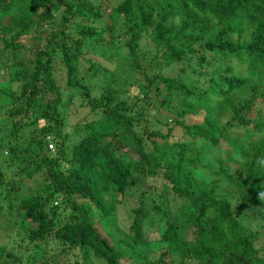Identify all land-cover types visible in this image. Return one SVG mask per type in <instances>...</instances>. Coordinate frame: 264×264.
I'll return each instance as SVG.
<instances>
[{
  "label": "trees",
  "instance_id": "1",
  "mask_svg": "<svg viewBox=\"0 0 264 264\" xmlns=\"http://www.w3.org/2000/svg\"><path fill=\"white\" fill-rule=\"evenodd\" d=\"M104 14L109 19L113 51L118 18L119 29L129 35L125 44L131 55L143 30L166 65L189 57L198 65L218 63L220 72L203 79L206 86L199 91L172 76L144 74L145 88L159 81L166 90L154 119L137 98L118 96L113 73L99 96H90L88 86L72 76L73 51L85 39L101 38L105 28L90 23ZM75 20L81 24H75L77 38L71 39L68 27ZM42 25L50 27L48 32H38L36 28ZM40 33L45 34L43 48L39 47ZM24 34L25 44L19 41ZM0 42L3 49L12 50L28 45L34 55L15 65L8 78L5 71L0 72V83L5 86L0 188L6 198L0 203V218L4 211L19 218L9 228L18 225L20 237L26 240L24 248L31 251L26 264L45 254L43 264L50 259L51 264H122L127 258L123 249L115 248L110 237L98 230L90 211L94 207L99 216L112 214L125 194L135 202L129 207L130 221L121 243L126 248L141 245L134 253L136 264H264L254 247L264 227L249 224L264 215V119L260 111L264 104L260 89L264 0H0ZM55 50L65 71L64 86L73 90L65 100L52 70ZM186 68L178 72L183 74ZM197 74L205 77L208 73ZM14 80L18 86L10 89ZM154 90L156 95V86ZM179 92L176 108L164 123L180 125L183 136L169 141L172 126L164 132L152 124L159 122L161 106L170 103L167 95ZM76 95L90 110L104 114L111 131L77 136L67 151L69 136L79 134L80 127L66 131L58 110ZM196 114L201 119L182 120L183 115ZM24 128L30 132L20 140ZM46 137L53 142V150L47 149ZM198 138L202 144L222 148L224 158L214 159L211 178L201 170L206 164ZM39 170V188L9 196L8 189L19 190L20 186L10 183L20 181L19 173L31 177ZM7 171H11L8 179ZM155 178L161 181L159 186L154 185ZM97 190L107 194L106 202L95 195ZM56 198L58 202L51 203ZM147 217L158 231L156 238L146 236ZM156 247L160 248L157 258L147 256ZM21 261L0 244V264Z\"/></svg>",
  "mask_w": 264,
  "mask_h": 264
},
{
  "label": "rangeland",
  "instance_id": "2",
  "mask_svg": "<svg viewBox=\"0 0 264 264\" xmlns=\"http://www.w3.org/2000/svg\"><path fill=\"white\" fill-rule=\"evenodd\" d=\"M3 20L4 23H6V18ZM119 22L120 19L117 18L115 20L113 29L114 34H117L116 36H113V44L116 46V49L114 51L111 48L112 46L109 42L110 35L109 31L107 30L109 19L106 14L90 23L95 27L100 26L105 28L101 33V38L99 40H96V36H93V39H85L80 43L79 47L73 51L75 57L72 64L74 68L72 76L77 80L78 83H83L84 85L88 86V92L90 96H99V94L103 90V87L108 83L110 73H113L116 77V79L113 81V84L119 91L118 96H121L122 94V96L124 95L128 98H137L138 103L146 108L148 117L154 119L156 116L154 111L159 104V100L165 95L166 90L165 86L159 81L154 82L151 87L145 88L144 85L146 84V78L144 74L150 77L152 74L158 72L159 74L164 76H172L177 78L184 84L194 86V88L199 91V89H203L206 86V83L201 82L203 79L207 80L209 75L220 72L218 63L212 64L210 66L205 64L198 65L197 62H194V58L190 59L189 57V60L181 59L179 61H174L166 65L164 62H162L161 52L156 51L155 46L151 44L152 41H150V38L147 35V31L143 30L141 31V35L139 37L137 45L134 48L135 54L133 56L130 54V50L125 44L129 35L124 36V30L119 29ZM75 24H81V21L75 20L74 22L69 24L68 34L70 35L71 39L77 38V35H74L73 33ZM49 28L48 25H42L40 28L36 29H40L38 30V32L41 30H43V32H48ZM44 35V33H40V37L38 38L39 47L41 48H43L44 45ZM19 41L23 44L28 42V40L26 41V34L22 35L19 38ZM55 52L56 53L52 54L53 56L51 59L52 70L54 71L56 82L61 88L62 98L63 100H65L68 93L73 92V90L64 86L65 71L60 65V59L59 55L57 54V50H55ZM109 53H111V55H109ZM33 57V50L30 49L28 45L12 50L3 49L2 43L0 42V72L1 70L5 71V75L7 73V78L15 69V65L20 62L32 60ZM149 59L152 60V63L149 61ZM135 60H137V65H134ZM128 62L129 66L125 64ZM233 62L234 60L230 61V63ZM224 63L225 62L223 61V64ZM90 64H92V66H90ZM185 66H188V68H186L183 74H180L178 72V68ZM198 72H207L208 74L205 77H201L197 74ZM17 86L18 81L15 80L11 81L9 84L10 89H15ZM154 86H156L158 89V93L156 95ZM4 88L5 86L0 83V120L3 116L2 112L4 107L2 105V100L4 99V94L2 90ZM260 89L264 90V80L261 81ZM144 91H146V95L143 94ZM238 91L240 90H236L237 93H239ZM181 95V92L168 94L167 101H169L170 103L166 107L161 106L159 122L156 124H152V128L161 127L164 132L168 126H172V129L167 137L169 141L175 140L179 137L181 138L182 135V129L180 125H175L170 121L167 122V124L164 123V119H166V117H168V115H170L175 110V101L179 99ZM237 96L243 97L242 93H239V95ZM162 104L164 105L165 103L163 102ZM260 104L261 103H258L256 106L258 107ZM62 105L63 106L58 110V115L62 118L63 128L69 132L72 126L80 127V129H77L79 134L69 136L66 144L67 151H69L72 144H74V138H76L77 136H81L89 132L107 133V131H111L110 125H108V123L105 121L104 114L96 112L97 109H95L94 111L90 110V108L80 100L79 95H76L70 103ZM260 107L261 116L264 119V104L260 105ZM153 119L151 120V122L155 123L153 122ZM196 119H201V114L182 116L183 121L192 122ZM222 120H224V118H222ZM84 124H86V126H84ZM29 130V128H24V130L22 131L24 132L23 135H21V137L19 136L20 140L26 139L28 137V134L30 132ZM241 140H243L242 137L238 141ZM196 142L199 145H203L202 162L203 164H206V166L201 167V170L206 177L211 178L213 177L211 172L215 169L216 166L214 163V159L220 156L224 158L222 148L212 146L210 144H202L201 138H198ZM51 143L53 144L52 141ZM145 145L148 146L147 141H145ZM53 148L54 147H52V150ZM4 153L5 151L3 152V154ZM231 156H236L234 151L231 152ZM121 157L123 159V162H127L126 160H128V158L124 153L121 154ZM40 171L41 170L35 172L31 177H26L23 176V174L19 173V177H21L19 182H17L16 179L10 181L14 188L20 186L19 190L15 189V191L13 189H8L9 196H18L21 193H33L35 188H39L40 185H42L39 177ZM10 177L11 171H7L6 178L8 179ZM160 184L161 181L158 178H155L154 185L159 186ZM161 186H165V184H162ZM95 195L100 199L103 198V201L107 197V194H102L100 190L95 191ZM132 197L133 196L130 197L125 194L122 197L121 201L116 204L115 212L112 214L104 216L100 214L99 216L97 210L94 207H92L90 211L93 214L92 217L96 218L97 220L94 221L97 222L96 226H98V230L110 237L115 245V248L123 249L122 253L125 254L127 258L124 261H121L122 264H136L137 259L134 253L140 250L141 247V245H138L134 248H126L123 247L121 243V241L124 239L123 231L127 230L126 227L130 221V213L128 212L129 207L132 204L134 205L135 202V198L134 200H131ZM151 198H154L155 202L157 201V198L155 196H152ZM58 200L59 198H56L55 200L51 201V203H57ZM5 201L6 198L4 197L3 192L0 188V203H5ZM13 201H15L14 198ZM3 214L4 215H2L0 218V244L4 245L6 250L13 252L16 256L21 257L22 264H26L25 260L31 252L27 248L26 250L24 248L26 246V240L23 237H20L21 230L19 229L18 225H14L13 228H9L11 224L19 221V218H16L13 213L9 211H4ZM243 220L244 222L246 221V219ZM150 222H153V220L149 221V217H147L144 228L148 239L156 238L158 236V231L154 229L153 224L150 225ZM249 224L251 225V227H264V215L259 216L256 221H250ZM254 247L258 251V254L264 257V233L260 234L256 238ZM159 249L160 248L158 247H156L155 249H150L151 251L147 253V256L151 258H157ZM47 257L48 255L45 254L40 260L35 261L33 264H43L42 261L47 259ZM171 258L173 260V263H175L176 258L173 255L171 256ZM52 262L53 259H50L46 264H51ZM86 264H89V261ZM95 264H101V262L98 261Z\"/></svg>",
  "mask_w": 264,
  "mask_h": 264
},
{
  "label": "built area",
  "instance_id": "3",
  "mask_svg": "<svg viewBox=\"0 0 264 264\" xmlns=\"http://www.w3.org/2000/svg\"><path fill=\"white\" fill-rule=\"evenodd\" d=\"M46 139H47V144H46V147H47V149H48V150H49V149L51 150V149H52V147H53V146H52V143H51V141H50L49 137H47Z\"/></svg>",
  "mask_w": 264,
  "mask_h": 264
}]
</instances>
